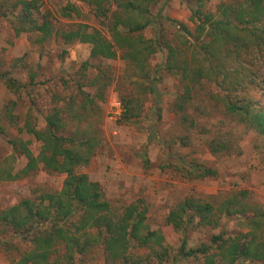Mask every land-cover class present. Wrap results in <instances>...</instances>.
I'll return each instance as SVG.
<instances>
[{"label": "rangeland", "instance_id": "374dc122", "mask_svg": "<svg viewBox=\"0 0 264 264\" xmlns=\"http://www.w3.org/2000/svg\"><path fill=\"white\" fill-rule=\"evenodd\" d=\"M30 1L35 2L33 19L41 23L46 17L52 22L53 32L47 39L41 40L36 31L16 34L21 0H0V164H6L13 173L20 170L26 159L10 141L29 140V148L36 155L41 143L28 132L25 123L42 131L46 117L59 110L65 121L62 135L76 140L94 139L89 162L75 171L99 184L113 216L127 215L126 208L137 204L144 212L147 227L163 235L168 258L161 263L149 248L131 242V255L141 257L138 264H201L202 258L179 255L183 239L191 249L208 244L210 237L220 232L246 231L244 221L257 209L264 210V137L225 116L222 105L212 97L218 91L211 83L194 86L192 100L185 107L193 123H183L174 105L184 92V82L163 69L166 46L181 43L177 23L193 33V11L219 18L223 5L243 0H157L150 7L155 25L147 27L142 35L158 39L162 47L143 65L121 56L91 58L88 44H66L56 34L83 23L109 36L106 20L95 17L87 3ZM68 3L80 10L78 16L61 15ZM258 74L263 89H254L251 97L264 105V64ZM6 79L14 87H9ZM116 102L121 109L118 115L112 114ZM221 136L230 138L233 146L212 152L207 142ZM201 166L215 170L216 175L199 176L196 168ZM65 179V174L42 165L28 175L2 179L0 210L23 199L39 201L41 195L57 194ZM234 193L242 199V214L220 218L216 228L197 224V218L179 231L166 222L170 210L187 197L218 206ZM30 248L29 241L0 223V264H14ZM62 252L63 245H59L52 255L61 260ZM105 256L103 245L96 243L83 255H75L74 264H119L106 261Z\"/></svg>", "mask_w": 264, "mask_h": 264}, {"label": "trees", "instance_id": "16d2710c", "mask_svg": "<svg viewBox=\"0 0 264 264\" xmlns=\"http://www.w3.org/2000/svg\"><path fill=\"white\" fill-rule=\"evenodd\" d=\"M81 1L91 7L95 17L106 20L109 36L100 29L79 23L74 28L56 31L66 44L86 43L91 58L121 56L135 65H143L162 47L158 39L142 35L155 22L150 7L157 0ZM34 3L21 0V19L15 25V32L36 31L44 40L53 32L52 22L43 17L38 23L31 17ZM220 10L222 17L219 18L200 10L193 11V33L182 23L175 25L181 43L166 46L163 64L165 71L184 82V92L174 105L175 112L180 114L183 123L192 125L193 120L185 113L186 104L192 100L191 91L197 83H211L218 91L212 97L222 105L225 116L264 137V105L255 103L251 97L254 89H263L258 70L264 64V0H243L239 4L223 5ZM73 14L78 16L80 10L72 3L61 9L65 17ZM6 82L14 87L10 79ZM64 122L59 110H55L46 117L42 131L25 123L28 132L41 143L39 152L35 155L30 150L29 140L10 141L26 161L15 173L6 164H0V180L28 175L39 165L66 175L61 192L41 195L39 201L23 199L0 210V223L31 244L14 264H60L61 261L74 264L75 255H83L96 243L103 245L106 261L138 264L141 257L132 256L129 251L132 241L139 248H149L158 262L165 261L168 248L164 237L147 227L143 210L131 204L126 208L127 215L113 216L99 184L89 180L85 173L75 171L76 167L89 162L95 143L93 137L76 140L62 135ZM207 145L217 153L228 150L233 142L227 137L213 138ZM196 171L201 177L216 175L215 170L202 166ZM240 201L239 193L228 196L218 206L187 197L170 210L166 222L179 231L188 228L197 218V224L216 228L220 218L242 214ZM244 222L248 226L246 231L220 232L212 235L208 244L201 243L196 248L187 249L183 239L179 255L202 258L201 264H264V210L257 209ZM90 229L96 230V234L89 232ZM59 245L64 248L61 260L52 255Z\"/></svg>", "mask_w": 264, "mask_h": 264}, {"label": "built area", "instance_id": "2783aa9c", "mask_svg": "<svg viewBox=\"0 0 264 264\" xmlns=\"http://www.w3.org/2000/svg\"><path fill=\"white\" fill-rule=\"evenodd\" d=\"M114 106H115V111H114V113H113V111H112V114H114V115H118V114H120L121 113V109H120V106H119V103H115L114 104Z\"/></svg>", "mask_w": 264, "mask_h": 264}]
</instances>
